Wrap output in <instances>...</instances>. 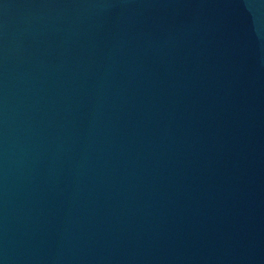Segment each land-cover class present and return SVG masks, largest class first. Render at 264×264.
Returning a JSON list of instances; mask_svg holds the SVG:
<instances>
[{
    "label": "water",
    "instance_id": "95a60500",
    "mask_svg": "<svg viewBox=\"0 0 264 264\" xmlns=\"http://www.w3.org/2000/svg\"><path fill=\"white\" fill-rule=\"evenodd\" d=\"M0 264H264V0H0Z\"/></svg>",
    "mask_w": 264,
    "mask_h": 264
}]
</instances>
